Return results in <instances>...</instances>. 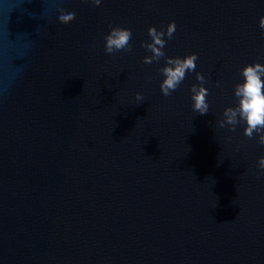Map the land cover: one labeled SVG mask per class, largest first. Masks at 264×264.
<instances>
[{
	"label": "water",
	"instance_id": "obj_1",
	"mask_svg": "<svg viewBox=\"0 0 264 264\" xmlns=\"http://www.w3.org/2000/svg\"><path fill=\"white\" fill-rule=\"evenodd\" d=\"M261 17L264 0H0V264H264V133L220 127L264 64ZM173 21L166 56L198 59L165 97L141 43ZM112 27L132 52L105 53Z\"/></svg>",
	"mask_w": 264,
	"mask_h": 264
},
{
	"label": "clouds",
	"instance_id": "obj_2",
	"mask_svg": "<svg viewBox=\"0 0 264 264\" xmlns=\"http://www.w3.org/2000/svg\"><path fill=\"white\" fill-rule=\"evenodd\" d=\"M91 3L99 7L101 0H91ZM62 24H70L76 19L74 12H67L64 9L60 10L58 17ZM259 26L264 30V17H261ZM177 25L173 21L167 26L166 32L164 30H157L156 27H151L148 30V35L151 38V43L142 42L141 47H144L152 55L144 57L145 64H152L159 62L162 58L166 59V66L159 69L161 74L165 77L163 79L160 89L165 97L171 96L173 92L177 91L186 78L187 72L196 71V61L198 55L193 53L184 58L167 57L164 51L167 41L173 38L176 32ZM131 29L122 27H112L108 35L104 37L106 54H114L119 51L132 52L133 46ZM243 77L242 83H237L234 88V94L239 98L237 107H228L225 109L223 115L226 121L220 123V127H225V124L233 126L230 130L235 131V125L239 123L237 116L244 120L247 124L244 134L249 138H253V133H264V64L255 63L247 65L241 73ZM151 80V77H148ZM196 79L199 85L193 84L191 86L193 110L200 115H205L210 110V105L207 100L209 95L208 88L204 87L207 82L206 78L201 73H196ZM219 86V82H217ZM137 105L144 101V96L141 93H136L135 97ZM259 143L264 145V134L259 135ZM258 167L264 174V157L259 159Z\"/></svg>",
	"mask_w": 264,
	"mask_h": 264
}]
</instances>
